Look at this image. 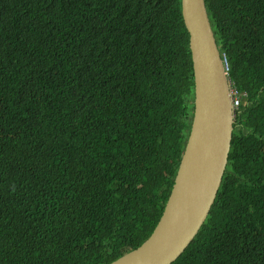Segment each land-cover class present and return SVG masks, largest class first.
<instances>
[{"label":"trees","instance_id":"1","mask_svg":"<svg viewBox=\"0 0 264 264\" xmlns=\"http://www.w3.org/2000/svg\"><path fill=\"white\" fill-rule=\"evenodd\" d=\"M181 0H0V264H110L153 232L191 127ZM245 92L172 264H264V0H204Z\"/></svg>","mask_w":264,"mask_h":264},{"label":"water","instance_id":"2","mask_svg":"<svg viewBox=\"0 0 264 264\" xmlns=\"http://www.w3.org/2000/svg\"><path fill=\"white\" fill-rule=\"evenodd\" d=\"M189 35L194 111L165 209L153 234L110 264H172L206 220L227 165L233 132L229 81L204 0H181Z\"/></svg>","mask_w":264,"mask_h":264},{"label":"built area","instance_id":"3","mask_svg":"<svg viewBox=\"0 0 264 264\" xmlns=\"http://www.w3.org/2000/svg\"><path fill=\"white\" fill-rule=\"evenodd\" d=\"M225 71L228 72V65L225 62ZM228 74V73H227ZM229 91L231 97V105L233 111H238L242 105V100L246 97V93L238 91L233 84L229 81Z\"/></svg>","mask_w":264,"mask_h":264},{"label":"clouds","instance_id":"4","mask_svg":"<svg viewBox=\"0 0 264 264\" xmlns=\"http://www.w3.org/2000/svg\"><path fill=\"white\" fill-rule=\"evenodd\" d=\"M180 2H181V1H180ZM180 6H181V5H180ZM221 57H222V60H223V66H224V69H225V62L227 63V61H226L225 56L221 55ZM227 65H228V64H227ZM228 70H229V67H228ZM227 73H228V72H227ZM227 73H226V71H225V74H226V76L228 77V81H230V80H229V76H228ZM244 93H245V92H244ZM246 98H247V94H246V97L242 100V105H243V104H244V105L246 104V101L244 102V100H245ZM242 105H241V106H242ZM231 106H232V105H231ZM241 106H240V108H241ZM240 108H239V110H240ZM232 110H233V109H232ZM239 110H238V111H239ZM236 112H237V111H233V120H234V115H235ZM233 123H234V122H233ZM231 140H232V139H231ZM182 155H183V154H182ZM228 155H229V154H228ZM181 157H182V156H181ZM227 160H228V159H227ZM179 164H180V163H179ZM178 167H179V166H178ZM177 169H178V168H177ZM176 172H177V171H176ZM167 202H168V199H167L165 205L167 204ZM164 209H165V206H164ZM164 209H163V211H164ZM161 215H162V214H161ZM160 217H161V216H160ZM159 219H160V218H159ZM157 223H158V222H157ZM156 225H157V224H156ZM155 227H156V226H155ZM154 230H155V228H154ZM154 230H153V232H154ZM199 230H200V229H199ZM153 232L150 234V236L153 234ZM150 236H149V237H150ZM149 237H148V238H149ZM148 238H147V239H148ZM147 239H146V240H147ZM146 240H145V241H146ZM145 241H144V242H145ZM144 242H143V243H144ZM143 243H142V244H143ZM142 244H141V245H142ZM141 245H140V246H141ZM140 246H138V247H140ZM138 247H137V248H138ZM137 248H136V249H137ZM136 249H134V250H136ZM131 251H133V250H131ZM129 252H130V251H129ZM126 254H127V253H126ZM124 255H125V254H124ZM124 255H123V256H124ZM181 255H182V254H181ZM181 255H180V256H181ZM121 257H122V256H121ZM119 258H120V257H119ZM119 258H118V259H119ZM116 260H117V259H116ZM113 262H114V261H113Z\"/></svg>","mask_w":264,"mask_h":264}]
</instances>
